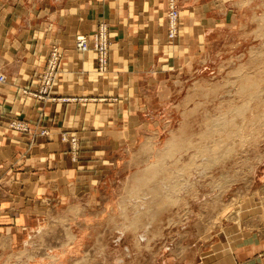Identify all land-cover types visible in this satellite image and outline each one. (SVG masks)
Segmentation results:
<instances>
[{
  "label": "rangeland",
  "instance_id": "1",
  "mask_svg": "<svg viewBox=\"0 0 264 264\" xmlns=\"http://www.w3.org/2000/svg\"><path fill=\"white\" fill-rule=\"evenodd\" d=\"M174 1L175 37L167 6L164 46L131 64L144 104L130 153L105 158L69 235L61 223L39 233L29 264H264V0ZM99 24L109 63L116 26L103 19L90 36ZM66 137L75 160L78 138ZM63 240L66 252H49Z\"/></svg>",
  "mask_w": 264,
  "mask_h": 264
},
{
  "label": "crops",
  "instance_id": "2",
  "mask_svg": "<svg viewBox=\"0 0 264 264\" xmlns=\"http://www.w3.org/2000/svg\"><path fill=\"white\" fill-rule=\"evenodd\" d=\"M166 2L0 0V71L5 75L0 84V264H29L30 253L40 250L37 235L54 236L55 224L63 226L62 236L69 235L76 218L70 209L90 200L83 192L102 175L105 158L130 153L136 104H144L131 64L155 59L157 44L164 46L160 18ZM103 19L116 26L111 75L105 80L94 71L93 49L74 46L75 36H90ZM133 31H139L137 39ZM52 45L59 48L60 69L41 99L31 93ZM13 121L26 130L11 128ZM63 135L78 138L75 160ZM62 242L47 249L64 253L69 243ZM14 254L25 260L16 262Z\"/></svg>",
  "mask_w": 264,
  "mask_h": 264
},
{
  "label": "built area",
  "instance_id": "3",
  "mask_svg": "<svg viewBox=\"0 0 264 264\" xmlns=\"http://www.w3.org/2000/svg\"><path fill=\"white\" fill-rule=\"evenodd\" d=\"M168 6V18H169V28L168 33L169 37L173 38L176 35L177 31V17L178 13L175 8L174 0H167ZM75 47L77 50L85 51L89 47H92L95 51L97 70L100 73L107 72L108 68V39L106 34V26L104 24L97 25L95 33L91 36L85 35H77L74 41ZM91 44V45H90ZM59 58L60 51L57 46H52L49 48L46 66L41 74V83L39 88L36 91H33L31 94L36 96L37 98L47 97L50 89L52 88L54 80L57 78L58 69H59ZM5 82V77L0 73V84ZM26 92V91H24ZM11 128L16 130H26V126L24 123L13 121L10 123ZM42 133H45L43 131ZM63 140H66L72 145L71 138H67L65 135L62 136ZM74 141V140H73ZM75 143V142H74ZM73 143V144H74ZM72 146H75L72 145Z\"/></svg>",
  "mask_w": 264,
  "mask_h": 264
},
{
  "label": "bare ground",
  "instance_id": "4",
  "mask_svg": "<svg viewBox=\"0 0 264 264\" xmlns=\"http://www.w3.org/2000/svg\"><path fill=\"white\" fill-rule=\"evenodd\" d=\"M74 41H75V39H74ZM74 46H75V44H74ZM76 48V47H75ZM90 48V47H89ZM92 48V47H91ZM93 49V48H92ZM80 51V50H79ZM94 51V50H93ZM95 52V51H94ZM56 80V79H55ZM55 80H54V82H55ZM54 82H53V84H54ZM52 87H53V85H52ZM228 121V120H227ZM224 123V122H223ZM225 124V123H224ZM226 127V126H225ZM222 130V129H221ZM212 131V130H211ZM215 131V130H214ZM224 131V130H223ZM171 144H173V143H171ZM175 144V143H174ZM171 147H173V145L171 146ZM172 150V149H171ZM166 151H167V148H166V150L164 151V153H165V155H166ZM172 151H174V150H172ZM160 167V166H159ZM162 167V166H161ZM151 172V171H150ZM185 186V185H184Z\"/></svg>",
  "mask_w": 264,
  "mask_h": 264
}]
</instances>
